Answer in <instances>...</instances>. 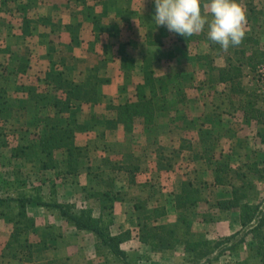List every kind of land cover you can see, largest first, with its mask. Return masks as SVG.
<instances>
[{"label":"crops","instance_id":"crops-1","mask_svg":"<svg viewBox=\"0 0 264 264\" xmlns=\"http://www.w3.org/2000/svg\"><path fill=\"white\" fill-rule=\"evenodd\" d=\"M254 1L239 0L246 12L245 26L248 29L251 26L253 31L261 26V4L254 8ZM154 14V0H0V131L12 129L21 133L16 143L0 137V197L10 198L14 212L11 215L6 201L0 204L1 264L96 261L99 251L95 247V235L72 226L53 204L78 201L75 205L97 210L99 214V202L90 193L110 185L121 196L114 204V225L120 231L134 232L122 244L127 256L145 253L147 264H191L188 258L194 257L195 252H186L184 245L177 250L152 251L150 245L140 240L134 204L141 199L150 208L163 205L168 213L159 221L175 224L178 211L174 197L182 182L213 180V170L202 160L204 143L200 132L213 130L210 117L214 110L200 107L193 115L186 105L193 102L194 107V101L200 105L203 92L210 91L217 83H227L218 81V71L212 68L238 64L239 58L228 59L232 47L224 51L210 41L207 27L185 44L178 34L157 25ZM25 19L29 22L25 23ZM248 40L241 50L251 53L261 49L259 41ZM223 53L224 58L220 55ZM149 67L154 70L159 98L169 108L158 116L153 132L138 122L134 133L127 134L116 123V110L111 106L135 99L136 86L144 82L145 69ZM51 73H60L63 78L80 84L90 74L108 81L99 86L98 102L73 99L69 110L62 112L54 105V98L63 99L66 94L55 87L49 77ZM202 84H208L204 90ZM51 125L75 128L77 145L87 148L88 157L79 159L85 168L78 172L68 170L65 150L56 151L55 166L48 168L41 165L45 156L12 155L15 146L37 144L42 132ZM113 142L122 149L110 157L106 150ZM94 150L99 154L94 155ZM240 158L250 160L246 154ZM180 162L190 169L172 182ZM108 178L112 180L110 185ZM21 198L28 200L27 217L34 223L16 240L11 236L13 225H26L19 216ZM201 204L197 207L200 215L191 214L189 232L184 227L181 229L186 239L195 240V236L204 234V238L214 241L242 229L237 211L231 210L229 214L220 211L219 219L207 221L201 215L207 214L209 204ZM169 216L171 221L167 222ZM26 239L31 243L46 242L48 246L41 251L34 249L25 257L16 251H2L8 242L23 243ZM243 261L262 264L252 250L233 256L227 264ZM193 264L224 263L218 259Z\"/></svg>","mask_w":264,"mask_h":264},{"label":"trees","instance_id":"trees-1","mask_svg":"<svg viewBox=\"0 0 264 264\" xmlns=\"http://www.w3.org/2000/svg\"><path fill=\"white\" fill-rule=\"evenodd\" d=\"M29 21L25 19V23ZM196 36L184 37L178 35V38L185 44L190 42ZM241 57L238 59V64H231L225 68L217 69L218 81H227L231 84V95L241 97L246 94V86L243 83V69L245 67H254L258 60L264 59V50L250 51L247 49L241 50ZM49 77L55 83L56 88L63 89L66 94L65 98H54V105L59 107L60 111L69 110L73 99H83L88 102H98L99 86L108 81L106 78L98 77L90 74L85 83H75L71 79H65L62 75L51 73ZM135 99L127 101L123 104L111 106L116 110V123H120L127 134L134 133L136 123L140 122L144 128L153 132L157 125V118L169 108L166 101L159 98L158 86L154 77L152 68L145 69V80L143 83L136 86ZM256 102L250 100L244 101L242 109L246 122H251L257 118L255 112H260L255 106ZM212 130L208 132L209 137H213ZM153 135V133H151ZM202 157L205 159L209 168L214 172V183L216 185H233V181L238 179L241 181L239 185H233L231 195L225 198H220L215 201H209L203 192L205 190V181L195 182L193 180H185L181 184L179 192L175 194L174 202L178 211V218L175 224L160 222L159 220L167 215L165 206H157L150 208L146 201L139 199L135 202L137 211L138 232L140 240L151 246L152 251H165L175 248L178 244L184 245L186 252H195L199 255V260L205 263L217 261L226 251L232 252L238 244L243 242V239L233 240L234 236H226L218 240L211 241L206 238L201 239H186L182 236L181 229L183 227L189 232L192 223L191 214H199L197 207L199 202L205 201L209 204V209H216L221 212H229L231 210L239 211L242 227H250V231L255 233L258 239L257 246L253 249L255 254L261 259L264 264V216L261 215L260 205L249 200L250 187L253 186V180L250 176L259 175L261 177V169L257 158L253 161H246L240 166L233 167L230 162V153L221 154L220 158H216L215 149L216 141L203 140ZM57 150L67 151L69 167L68 170L78 172L82 170L83 165L80 158H87V148L77 145L75 128L71 126L51 125L47 126L40 136L37 144L19 145L12 149L13 156H45L42 162V168L55 166L54 156ZM107 182L112 184L111 178ZM99 202V216L94 214L91 208L77 209L75 204H64L55 202L53 205L58 208L61 214L67 221L79 230H88L95 235V247L99 252H103L100 258L105 254L113 256L126 257L127 253L122 248V244L131 239L134 232L131 229L114 233L112 227L114 221V204L121 199L120 192L113 189V185L106 187L101 191L90 193ZM8 200L10 198H7ZM7 199L0 200V204ZM19 200V198H17ZM27 199L21 198L19 201V216L23 219L26 225H18L12 235L16 240L24 231L32 227L34 221L27 217L26 205ZM45 205H49L45 203ZM200 215V214H199ZM204 220H213L210 215H201ZM257 218H259L258 221ZM15 240V241H16ZM24 243L35 251L46 249V242L31 243L27 239ZM35 244H41L37 250ZM26 246V247H27ZM33 249V250H34ZM33 253V251H32ZM31 253V254H32ZM30 254V253H29ZM104 258V257H103ZM198 258V257H197ZM104 259H101L95 264H101ZM1 264V256H0ZM238 264H248L247 261L239 262Z\"/></svg>","mask_w":264,"mask_h":264},{"label":"rangeland","instance_id":"rangeland-1","mask_svg":"<svg viewBox=\"0 0 264 264\" xmlns=\"http://www.w3.org/2000/svg\"><path fill=\"white\" fill-rule=\"evenodd\" d=\"M254 8H259L261 4V26L257 27L256 30H252L251 26L248 29V26H245V37L242 41V43L239 46L232 47L233 50H231L228 53V59L235 58L238 59L241 57V47L248 45L247 42L250 38V43L259 41L261 44V50H264V0H255L252 2ZM258 11V9H256ZM258 14H255V17L258 18ZM248 29V30H247ZM254 38V40L252 39ZM224 55L223 54H220ZM258 67H245L243 69V83L245 82L244 86H246V94L241 97H235L231 95V84L230 82L227 83H217L213 88L210 89V91H205L202 93V100L200 105H198L194 101V107L193 102L186 105V110L193 114L195 111H197L200 107L205 108L208 111L211 109L214 110L213 115H211L210 119L212 120V126L214 132H212L213 137H209L208 129L203 130L200 132V138L202 140L210 141L214 140L216 141V144L218 146H215V155L216 158H220L221 154L230 153V162L233 167L240 166L241 164H244L246 161L244 159H241L240 156L242 154H246L249 156L250 160L253 161V159L257 158V162L259 163V167L261 169V177L259 175H253L250 176V179L253 180V186L250 187L249 192V200L251 202L257 203L260 205L261 208V215L259 218H262V215L264 216V82H261L257 79V75H259L260 69L264 68V59L261 58V63H257ZM254 75V76H253ZM208 84H202L201 89L204 90L207 87ZM210 92V93H209ZM250 100L251 102H256L255 106L257 109L261 110V113L255 112L257 115V118L252 119L251 122L245 121L244 112L242 109V105L244 101ZM211 108V109H210ZM193 112V113H192ZM194 115V114H193ZM212 130V131H213ZM17 134V135H16ZM165 133L163 134V136ZM0 137L5 138L8 137L9 140L13 143H16L21 138L20 132H14L12 129L9 131H0ZM6 141L5 139H3ZM114 143V144H113ZM111 145H109V148L106 150L107 156L115 157L118 155V153L121 152L122 147L119 146L118 143L113 142ZM103 149V148H102ZM104 150V149H103ZM120 150V151H119ZM200 150V149H199ZM203 150V146H202ZM94 155H98L99 152L94 150ZM205 165H207L206 161L202 159ZM203 163V164H204ZM200 165L201 171L204 169V165ZM177 169L175 170L176 173L173 174L172 182H176L178 177L181 175V173H186L189 171L190 166L183 163L181 165V162L176 166ZM192 169V166H191ZM150 173V171H148ZM166 176V175H165ZM203 176V175H202ZM201 177V176H200ZM203 178V177H202ZM153 180H156L153 178ZM107 181V180H106ZM157 182H160L159 180H156ZM171 181V179H170ZM110 183V182H109ZM107 183V185H109ZM205 190L203 192V197L205 196L207 199L209 198L212 201H215L219 198H225L231 195V190L233 185H239L241 184V181L238 179H235L233 181V185H216L214 183V178L212 180H205ZM0 200L3 201V198L0 197ZM10 200V199H9ZM7 199L6 203L10 206V212H12L11 215L14 214L12 210V203L9 202ZM78 202V201H77ZM76 203H70L66 202L64 204H77ZM3 203V202H2ZM79 203V202H78ZM207 203L202 201L201 206H207ZM77 209H81V207L78 205H75ZM95 211V210H94ZM236 211V210H235ZM207 213L214 219H219L221 217L220 211L216 210H209L207 207ZM228 214L230 212H227ZM237 215L239 211L235 212ZM96 216H99L98 211L96 210L94 212ZM257 218L256 221L259 220ZM164 220V218H163ZM163 220H161L163 222ZM171 221V217L169 216V220L167 222ZM17 226L13 225V231L15 230ZM22 226H20L21 228ZM31 229V228H29ZM28 229V231H29ZM112 231L114 233L120 232V229L117 225H113ZM138 232V228L136 229V233ZM264 232V229H263ZM195 236V235H194ZM233 240L243 239V242L238 244L236 249L232 252H225L223 255L220 256L219 259L223 261L224 264H227V262L233 258L238 256V254L241 253H252L254 252V248L257 246L258 239L255 236V233H252L250 231V227H242L240 231H237L235 234H233ZM205 237L204 234H200L198 236H195L196 239H201ZM222 237H219V239ZM129 245V244H128ZM182 244H178L175 248L176 249L181 246ZM27 245L23 242H15L11 241L8 242L7 247L3 248V252L7 253H13L16 251V254H23L25 257L28 253H32V248L26 247ZM37 246V250L40 249L41 244H35ZM134 246V244L132 245ZM131 246V247H132ZM145 252V249L142 251ZM103 252H99V258L96 261H99L101 259H104V262L101 264H147L146 254L145 253H139V255L136 257H119V256H113L110 254H105V256L100 258V255H102ZM198 257V258H197ZM191 264L201 262L203 260H199V255L195 254L194 257L188 258ZM96 261L89 262V264H95Z\"/></svg>","mask_w":264,"mask_h":264},{"label":"clouds","instance_id":"clouds-1","mask_svg":"<svg viewBox=\"0 0 264 264\" xmlns=\"http://www.w3.org/2000/svg\"><path fill=\"white\" fill-rule=\"evenodd\" d=\"M154 21L168 31L190 37L207 27V38L227 51L245 37L246 12L239 0H154Z\"/></svg>","mask_w":264,"mask_h":264},{"label":"built area","instance_id":"built-area-1","mask_svg":"<svg viewBox=\"0 0 264 264\" xmlns=\"http://www.w3.org/2000/svg\"><path fill=\"white\" fill-rule=\"evenodd\" d=\"M258 80L261 82H264V68L260 69L259 75H258Z\"/></svg>","mask_w":264,"mask_h":264}]
</instances>
